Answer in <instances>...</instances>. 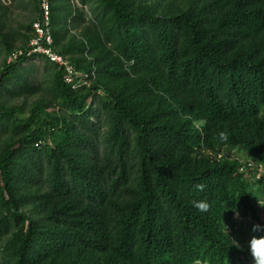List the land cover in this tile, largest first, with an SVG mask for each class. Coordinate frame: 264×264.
Wrapping results in <instances>:
<instances>
[{"label":"trees","instance_id":"trees-1","mask_svg":"<svg viewBox=\"0 0 264 264\" xmlns=\"http://www.w3.org/2000/svg\"><path fill=\"white\" fill-rule=\"evenodd\" d=\"M99 1L129 71L72 89L57 68L69 112L35 103L24 118L28 132L2 148L0 202L20 224L12 264H252L228 223L238 211L264 224L248 182L264 163V0H179L176 12ZM29 58L0 68V87ZM98 89L109 112L105 134L90 119ZM7 114L18 120L15 106L0 105L1 118ZM53 128L63 136L48 142ZM227 145L252 160L192 158L198 147ZM35 185V193L21 191ZM198 200L206 212L193 207ZM28 204L43 216L19 210Z\"/></svg>","mask_w":264,"mask_h":264},{"label":"rangeland","instance_id":"rangeland-1","mask_svg":"<svg viewBox=\"0 0 264 264\" xmlns=\"http://www.w3.org/2000/svg\"><path fill=\"white\" fill-rule=\"evenodd\" d=\"M134 10L140 8L154 11L168 9L173 12L183 8L179 0H123ZM52 30L56 39V47L77 62L82 72L88 78H101L103 84L107 83L109 73H117L120 67L129 71L131 61H125L118 52L116 38L113 35L114 26L110 17L111 12L99 0H52ZM160 12V11H158ZM38 14L36 0H0V68L8 64L12 53L24 48L31 37V22ZM101 66L106 68H101ZM99 69H104L102 75ZM57 67L42 56H35L15 63L11 75L0 87V105H13L17 108L18 120L14 121L7 114L0 116V152L8 142L22 137L28 132L29 124L24 118L35 103H40L45 109L54 110L60 114H67L69 108L63 102L60 92L55 85V72ZM115 75V74H113ZM91 80V79H90ZM102 89L92 93L89 101L90 119L99 123L101 133L105 134L109 127V112L101 100ZM195 128L200 122H195ZM59 129H50L47 141L62 138ZM35 136L31 142L35 141ZM36 142V141H35ZM34 142L36 148H41L43 142ZM205 155L209 158L228 157L236 158L239 162L252 160L247 151L238 145L218 147L216 150L198 147L192 158L196 161ZM43 161L42 153L37 157ZM262 168L255 167L248 175V182L258 206L260 220H264V163ZM30 167V165H29ZM31 168V167H30ZM261 178V180H258ZM38 185L22 188L23 193H35ZM40 189V188H39ZM36 204L21 205L19 210L33 218L43 216ZM41 213V214H40ZM234 222V227L230 224ZM229 227L239 235H231V242L236 245L246 243L250 237V230L254 224L250 215L235 212L229 220ZM20 225V224H19ZM19 225L8 217L6 210L0 202V264H12L14 243L12 238ZM65 264L58 258L51 263ZM196 264H200L196 262ZM206 264V263H205Z\"/></svg>","mask_w":264,"mask_h":264},{"label":"built area","instance_id":"built-area-1","mask_svg":"<svg viewBox=\"0 0 264 264\" xmlns=\"http://www.w3.org/2000/svg\"><path fill=\"white\" fill-rule=\"evenodd\" d=\"M39 14L31 22V37L28 44L8 58V62L19 55L27 57L42 56L47 61L55 64L62 72L63 81L72 89L80 86H88L90 81L88 75L78 69L68 55L60 53L55 45L51 28V6L50 0H39ZM248 165H252L251 162ZM257 167L262 168L261 164Z\"/></svg>","mask_w":264,"mask_h":264},{"label":"clouds","instance_id":"clouds-1","mask_svg":"<svg viewBox=\"0 0 264 264\" xmlns=\"http://www.w3.org/2000/svg\"><path fill=\"white\" fill-rule=\"evenodd\" d=\"M221 138H224L223 133H221ZM204 187L203 184L196 185V188L200 191H203ZM193 207L203 213L208 210L209 204L205 200H198L193 201ZM246 246L252 258V264H264V224L254 223L252 225ZM237 247H240V245H237Z\"/></svg>","mask_w":264,"mask_h":264}]
</instances>
